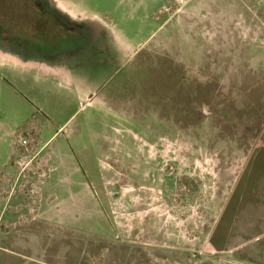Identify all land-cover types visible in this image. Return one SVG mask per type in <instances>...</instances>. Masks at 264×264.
<instances>
[{
	"label": "rangeland",
	"instance_id": "rangeland-1",
	"mask_svg": "<svg viewBox=\"0 0 264 264\" xmlns=\"http://www.w3.org/2000/svg\"><path fill=\"white\" fill-rule=\"evenodd\" d=\"M65 5L82 58L0 66V264H264V0Z\"/></svg>",
	"mask_w": 264,
	"mask_h": 264
},
{
	"label": "flooded vegetation",
	"instance_id": "flooded-vegetation-1",
	"mask_svg": "<svg viewBox=\"0 0 264 264\" xmlns=\"http://www.w3.org/2000/svg\"><path fill=\"white\" fill-rule=\"evenodd\" d=\"M0 2L11 4L8 5V12L4 13L6 15L0 16V52L10 56V62L16 58L57 71L61 65L70 66V61L82 58L78 56L83 54V45L91 44L98 30L108 28L92 21L91 17L84 19L76 15L67 8L65 0ZM17 3L26 10L17 11ZM33 9L36 13H33ZM37 36L41 41L37 40ZM106 57L105 54V60Z\"/></svg>",
	"mask_w": 264,
	"mask_h": 264
},
{
	"label": "crops",
	"instance_id": "crops-1",
	"mask_svg": "<svg viewBox=\"0 0 264 264\" xmlns=\"http://www.w3.org/2000/svg\"><path fill=\"white\" fill-rule=\"evenodd\" d=\"M9 58H11L10 56L8 55H2L1 52H0V66H7L8 64L9 65H26V66H30L32 67V65H36L35 67H40V68H43V66H40L38 64H35V63H30V62H24V61H21L20 59H14L15 61L13 62H10L11 60H9Z\"/></svg>",
	"mask_w": 264,
	"mask_h": 264
},
{
	"label": "built area",
	"instance_id": "built-area-1",
	"mask_svg": "<svg viewBox=\"0 0 264 264\" xmlns=\"http://www.w3.org/2000/svg\"><path fill=\"white\" fill-rule=\"evenodd\" d=\"M26 141L24 140V143H25Z\"/></svg>",
	"mask_w": 264,
	"mask_h": 264
}]
</instances>
